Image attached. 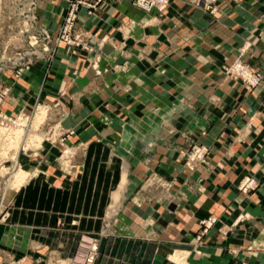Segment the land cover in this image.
I'll return each mask as SVG.
<instances>
[{
  "label": "crops",
  "instance_id": "crops-1",
  "mask_svg": "<svg viewBox=\"0 0 264 264\" xmlns=\"http://www.w3.org/2000/svg\"><path fill=\"white\" fill-rule=\"evenodd\" d=\"M217 3L226 12L219 20L190 0H171L164 12L132 0L81 5L79 25L91 35L100 74L85 51L61 47L18 80L0 75V88H10L1 110L17 115L58 101L60 131L74 132L26 158L36 171L0 220V264H71L65 259L82 235L98 232L123 183V234L101 239L95 264H177L168 259L177 251L183 264H264V0ZM66 7L46 0L38 10L54 34ZM245 42L244 62L263 71L253 89L221 73ZM185 132L209 148L194 170L179 156ZM65 144L87 148L75 175L59 164ZM153 172L170 183L166 194L159 182L147 193ZM246 175L257 187L243 193ZM210 216L217 222L203 233Z\"/></svg>",
  "mask_w": 264,
  "mask_h": 264
},
{
  "label": "rangeland",
  "instance_id": "rangeland-1",
  "mask_svg": "<svg viewBox=\"0 0 264 264\" xmlns=\"http://www.w3.org/2000/svg\"><path fill=\"white\" fill-rule=\"evenodd\" d=\"M44 1L46 0H39L38 6L34 7V5H31L32 0H0V75L18 80L22 78L24 74L28 73L37 61L42 59H46L48 62L53 61L61 47H67L69 48V51L72 52V54L77 55L85 51L86 59L88 60L89 65H91V67H93L97 73L100 74L101 69L99 58L92 59L89 56L90 53L94 51L93 45L91 43V35L79 25L78 19L76 21L74 34L81 35L80 45L73 46L72 48H70L69 45L65 43H60L59 46L55 45L57 37L60 36V29L63 20L61 22L60 29L56 34H54L49 28V25L45 21L40 20L38 10L41 8ZM66 1L67 7L65 8L64 15L66 14L70 2L82 1L79 4V9L81 5L88 7L87 3L89 2L87 0ZM95 1H90L89 3L95 4ZM190 3L192 8L202 9L205 13L211 15L215 20H219L221 16L226 14V12L223 11L221 5L217 3V0L215 1V4L212 5V10H208L201 4H198V0H190ZM172 19L174 25H180V19L177 15H173ZM44 27H46L51 33L52 41L50 42V45L51 49H53V52L47 53L45 57L34 55L33 59L31 60V57H29V59L16 61L15 57L19 53H24L26 51L35 52L42 49V41L39 42L38 46L33 49L31 47V38L33 35L40 33ZM27 29H29V31H25ZM250 44V42H245L242 47L238 49L237 56L231 62L225 63L221 66V73L224 78L240 81L237 74L231 69L239 61L244 62L243 57ZM244 63L247 64L246 62ZM248 66L256 72H261V84L263 82V71L254 69L250 65ZM244 86L248 89H253L247 87L246 85ZM9 91L10 88L8 87L0 88V105L8 98ZM59 105L60 102L58 101L53 104L39 102L35 105L32 111L20 112L17 115H10L0 109V114L3 113L10 119L18 118V125H12L6 121L2 123L3 119L0 117V220L5 217V214L7 213L11 203L12 195H8V190L14 174L18 173L19 171H23L28 174L27 177H30L31 174L36 171L31 169L30 164H27L26 158L31 159L33 157L40 156V153L42 152L46 143L55 144L56 142L59 143L61 141L66 143L68 137L74 134L71 129L67 131H60L59 126L62 122L63 115L59 114L56 110ZM184 139L186 141V145L179 151V156L183 164L190 170H194L199 165H205L207 163L209 148L203 142H201L200 139L186 132L184 133ZM86 149V147L74 148L72 145H63L61 154L59 155V158L62 161L59 163L61 165V169L67 174L75 175L77 168L81 167L80 165H82V163H79L81 161L79 158H83L85 156ZM248 177L253 178L251 175L244 176L238 183V189H240L239 187L241 186L243 180ZM157 178L158 177L154 174V172L150 173L146 177L145 181L148 182L146 187V190L148 191L147 193L152 192L149 191V187H153L155 182H159V195L162 194V191V195H164V193L170 187V183ZM155 179H157V181ZM256 187L257 185L253 189ZM121 197L122 195L117 200L118 208L116 210H114L116 207H112L114 202L113 199V202L105 208L102 214L100 227L98 230V232H102V237H100V240L109 239L111 237H116L123 234V228L120 226L119 222L120 207L122 203ZM148 197L149 194L146 198ZM170 255L168 256L169 261L173 259L172 261L175 263L183 264L184 255L182 252L177 251L175 257L174 255ZM174 258H178V260H175ZM61 260L64 259H55L51 264H67L65 261ZM65 260H70V258Z\"/></svg>",
  "mask_w": 264,
  "mask_h": 264
},
{
  "label": "built area",
  "instance_id": "built-area-1",
  "mask_svg": "<svg viewBox=\"0 0 264 264\" xmlns=\"http://www.w3.org/2000/svg\"><path fill=\"white\" fill-rule=\"evenodd\" d=\"M105 0H96L95 4L87 3L88 7H95L96 4L103 2ZM216 0H198V4H201L204 8L208 10H212V5L215 4ZM39 0H32L31 5L34 7L38 6ZM82 1H73L69 3L66 14L64 15L62 26L60 29V36L57 37L55 45L59 46L60 43H65L69 45L70 48L73 46L80 45V36L75 35V25L76 21L79 17L78 9L79 4ZM86 3V2H85ZM133 5L136 7L146 11L151 12L153 10H158L159 12H164L170 0H132ZM29 31V29L25 30ZM31 47L34 49L38 46L39 42H43L42 49L33 51H26L24 53H19L15 59L16 61L25 60V59H33L34 55H40L45 57L47 53H52L53 49H51V41L52 36L50 31L44 27L40 33L32 36ZM55 50V49H54ZM38 52V53H37ZM234 73L237 74L239 80L242 84L246 85L249 88H254L260 84L262 81L261 72H256L252 70L247 64L242 61L236 63L231 69ZM0 117L3 119L2 123L5 121L11 123L12 125H18V118L10 119L3 113L0 114ZM257 185L256 181L253 178H246L243 180L241 186L239 187L240 191L243 193H247L249 190L253 189ZM217 222V218L214 216H210L201 221L202 232L205 233L209 231V229ZM221 233L223 235L226 234L225 230H222ZM100 237H102V232H97L95 234H84L81 236L77 251L73 257L70 258L71 264H95L99 255H100Z\"/></svg>",
  "mask_w": 264,
  "mask_h": 264
},
{
  "label": "bare ground",
  "instance_id": "bare-ground-1",
  "mask_svg": "<svg viewBox=\"0 0 264 264\" xmlns=\"http://www.w3.org/2000/svg\"><path fill=\"white\" fill-rule=\"evenodd\" d=\"M41 116V115H40ZM43 119V117H42ZM37 120V119H36ZM40 120V118H39ZM42 121V120H41ZM36 123V122H35ZM39 123V121H38ZM27 175L25 172L23 171H19L18 173L14 174L13 178H12V181L10 183V186H9V190H8V195H13L14 192H16L15 190L17 188H19L23 183H26L27 182ZM123 189V186L120 185L114 192V202L112 204V207H116L114 208V210H116L118 208V202L117 200L119 199L120 195H122L121 191ZM114 212H117V211H114ZM215 217V216H214ZM217 218V217H216ZM240 219V218H239ZM176 255V254H175ZM174 255V257H175ZM175 259V258H174ZM175 260H178V258H176Z\"/></svg>",
  "mask_w": 264,
  "mask_h": 264
}]
</instances>
